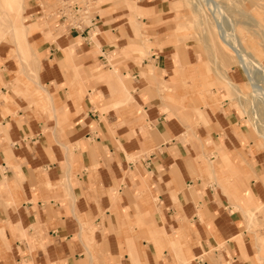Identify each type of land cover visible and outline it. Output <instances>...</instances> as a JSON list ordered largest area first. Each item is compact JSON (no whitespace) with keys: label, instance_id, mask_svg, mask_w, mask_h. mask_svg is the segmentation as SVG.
I'll list each match as a JSON object with an SVG mask.
<instances>
[{"label":"crops","instance_id":"1","mask_svg":"<svg viewBox=\"0 0 264 264\" xmlns=\"http://www.w3.org/2000/svg\"><path fill=\"white\" fill-rule=\"evenodd\" d=\"M184 1L32 7L33 73L0 54V264H264L263 143Z\"/></svg>","mask_w":264,"mask_h":264},{"label":"rangeland","instance_id":"2","mask_svg":"<svg viewBox=\"0 0 264 264\" xmlns=\"http://www.w3.org/2000/svg\"><path fill=\"white\" fill-rule=\"evenodd\" d=\"M58 1H60V6L85 5V0ZM88 2L90 3L91 0H88ZM217 2L223 8L225 31L229 34V31L231 32L234 28V35L241 47L245 50V55L248 56L250 54L248 57L255 64L253 66V72L255 74L253 78L264 89V83L259 81L260 77H262L259 74L260 70L256 67V60L259 65L264 66V0H217ZM184 3L186 9L189 10L188 16L191 22V30L197 32L193 36V40L196 42L197 47L203 51L204 55L212 53L214 59L211 60L209 67H213L216 71L223 74L218 78L220 79V83L225 86L227 100H229L231 105L236 107L241 117H247V127L262 141L264 147V104L259 103L258 99L254 97L253 88L250 85L247 73L243 69L240 60L237 59L238 57H235V53L233 55V52L229 50L236 38L233 39L232 36L230 37L233 41L231 44L229 39V47L227 43H224L219 38L217 25L213 21L211 14L203 6V3H201V0H185ZM36 4L45 12L43 16L45 15L44 19L46 23H51L52 20L55 21L57 19L53 14L51 17L46 16L48 14L46 0H38L37 2L24 0L25 9L18 24L28 26V37L33 32V26L30 24L35 20L33 18L34 12H32V7ZM59 5L57 4V6ZM88 9L91 11L92 8ZM67 16L68 22L72 23L73 15L71 11L67 12ZM9 26V22H4L1 27L6 32ZM229 26L231 30L228 29ZM9 32L10 30L5 33L6 36L0 43V54L7 50L9 52L8 57L14 59L17 66H24L31 69V73H33L32 69L36 62L30 53L32 52L30 46L26 48L28 39L15 40ZM232 32L230 35L233 34ZM228 37L226 35L225 38L227 39ZM142 57L146 58L147 56L142 54ZM256 73L260 76L257 77ZM263 79L262 77L261 80Z\"/></svg>","mask_w":264,"mask_h":264},{"label":"bare ground","instance_id":"3","mask_svg":"<svg viewBox=\"0 0 264 264\" xmlns=\"http://www.w3.org/2000/svg\"><path fill=\"white\" fill-rule=\"evenodd\" d=\"M201 3H203V6H205L206 10L211 14L213 21L217 25L219 38L222 41H224V43H227L229 47L230 45L229 39H230V43L233 41L231 40L232 38L230 37L232 36L233 39H235L236 37L234 35L235 31L232 25H230L233 28L232 29L233 32L231 31L233 33L232 35H230L231 33L230 31H229V34L227 31H225V28H224L225 22H224V15H223L224 12L222 10L223 8L219 5L217 0H201ZM0 4H1L0 6L1 7L0 9V43L5 38L6 36L5 33L8 30H10L9 33L12 35V37L15 40H21V39L27 40L28 34H29L28 26L18 24V21L20 20V17L22 16V13L25 9L24 0H0ZM217 15L218 17H216ZM4 22H9L10 24L6 32L1 27ZM230 26L228 29L231 30ZM226 35L229 36L227 38L228 40L225 38ZM27 47H29V44H26V48ZM229 50L233 52V55L235 53L236 55L235 57H238L237 59L240 60L243 69L247 73V76L249 77L250 85L253 88L254 97L258 99L259 103L264 104V89H262V87L260 86V83L255 82V79L253 78V75H255L253 72L254 70L253 66H255V64L252 62V59L248 57L250 54L248 56L245 55V50L241 47L239 41H237V38L235 41H233V44L230 46ZM256 67L260 70L259 74L264 78V68H263L264 66L262 67L261 65H259L257 63V60H256ZM259 74H257V77L260 76ZM262 77H260L259 81H262L261 83H264V79L261 80Z\"/></svg>","mask_w":264,"mask_h":264},{"label":"built area","instance_id":"4","mask_svg":"<svg viewBox=\"0 0 264 264\" xmlns=\"http://www.w3.org/2000/svg\"><path fill=\"white\" fill-rule=\"evenodd\" d=\"M58 3H60V1ZM88 8L89 7L87 5H83V6H78V5L60 6L59 5L54 15L57 17L58 22L61 21L62 23H64V21L66 20L65 25L67 27L77 30V29H80L83 19H85V17L89 15L90 10ZM67 10L71 11L73 15L72 23L68 22V16H67L68 11Z\"/></svg>","mask_w":264,"mask_h":264}]
</instances>
